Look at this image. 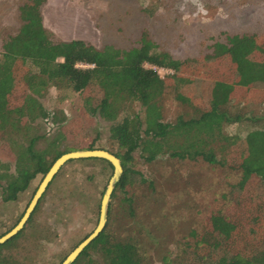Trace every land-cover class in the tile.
Masks as SVG:
<instances>
[{"label":"trees","instance_id":"1","mask_svg":"<svg viewBox=\"0 0 264 264\" xmlns=\"http://www.w3.org/2000/svg\"><path fill=\"white\" fill-rule=\"evenodd\" d=\"M41 3L43 0L22 2L17 7V30L0 39V129L23 121L26 131L23 143L7 144L10 155L7 160L0 159V207L6 210L3 203H14L36 177L40 182L60 155L104 150L97 144L98 134L87 144L61 147L67 140L63 130L66 116L60 111L51 116L40 101L49 88H64L78 97L92 90L96 103L90 97L84 102L89 114L108 123L107 140L115 152L105 151L119 159L123 170L110 200L116 191L125 196L130 187L144 183V178L133 169L135 155L145 163L166 155L236 170L240 177L228 191L231 204L234 202L233 211L210 214L203 233L192 238L191 248L196 259L204 264H264V114L258 119L260 127L242 138L222 133L224 126L241 121L239 115L227 110L229 106L264 105V32L233 34L223 42H214L206 54L177 60L158 51L144 36L138 47L128 49L112 44L95 48L82 40L54 39L43 26ZM158 69L172 73L160 78ZM167 89L174 91L175 100L181 104L191 105L194 99H202L205 109L187 120L178 117L164 122L159 99ZM245 92L250 93L248 103L243 99ZM132 104L138 105L141 115L132 111ZM48 119L55 126L49 139L37 130L30 133L29 128L35 130V122ZM39 143H43L41 148H37ZM217 147L232 148V157H217ZM69 162L103 163L112 170L99 159ZM40 201L41 198L22 230L0 245V264H28V258L15 259L6 250L22 234L38 236L33 217ZM124 201L129 199L125 196ZM238 203L244 204L242 213ZM20 214L21 211L11 215L4 223L7 227L2 235L14 227ZM89 251L96 258L85 259ZM72 264L145 262L133 243L105 233L104 227Z\"/></svg>","mask_w":264,"mask_h":264},{"label":"rangeland","instance_id":"2","mask_svg":"<svg viewBox=\"0 0 264 264\" xmlns=\"http://www.w3.org/2000/svg\"><path fill=\"white\" fill-rule=\"evenodd\" d=\"M24 1L0 0V39L17 30V7ZM39 10L44 28L54 39L82 40L95 48L112 44L128 49L138 47L144 36L158 51L177 60L206 54L214 42H223L233 34L264 32V0H43ZM157 73L163 78L172 72L158 69ZM174 95L167 89L159 99L164 122L178 117L187 120L205 109L202 99L186 105L178 103ZM79 97L64 88H49L40 100L51 116L59 111L66 116L63 130L67 140L61 147L87 144L98 134L97 144L115 152L107 140L108 123L89 114L84 102L90 97L96 103L95 91H86ZM243 99L250 100V93L245 92ZM130 108L141 115L137 104ZM227 110L239 115L241 121L224 126L222 133L242 138L260 127L258 119L264 114V105L240 103ZM49 121L35 122V130L29 128L30 133L37 130L49 139L55 130ZM22 124L23 121L0 129V159L7 160L10 155L7 144L23 143L26 131ZM42 146L39 143L37 148ZM216 149L217 157H232V148ZM133 169L145 181L128 189L125 196L129 202L115 192L109 201L105 233L133 243L145 264H204L194 256L192 238L203 233L210 214L233 211L228 191L238 181L239 172L166 155L151 163L135 155ZM111 174L112 170L103 163H66L47 186L33 217L38 236L22 234L6 253L18 260L28 258V264H60L95 228L100 198ZM38 180L36 177L27 191L8 205L7 214L0 207V227L4 225L0 236L7 227L4 223L22 210ZM239 207L242 213L244 204ZM89 257L96 255L89 251L84 258Z\"/></svg>","mask_w":264,"mask_h":264},{"label":"water","instance_id":"3","mask_svg":"<svg viewBox=\"0 0 264 264\" xmlns=\"http://www.w3.org/2000/svg\"><path fill=\"white\" fill-rule=\"evenodd\" d=\"M86 159H99L106 161L112 168V174L100 198L99 208H98V218L95 228L87 237H85L79 244H77L76 247L60 263V264H72L76 260V258L80 255V253L83 251V249L87 247L104 229L107 220L108 206H109L111 194L115 188V185L121 179L123 173L119 159L105 150L93 149V150L72 151L62 154L57 159H55L54 162L49 167V169L47 170V172L43 175L21 218L18 220V222L13 228H11L4 235L0 236V245L6 243L9 239L14 237L23 228L30 214L32 213L34 207L36 206L39 199L45 192L47 186L53 180V178L55 177L57 172L61 169V167H63L69 161L86 160Z\"/></svg>","mask_w":264,"mask_h":264},{"label":"flooded vegetation","instance_id":"4","mask_svg":"<svg viewBox=\"0 0 264 264\" xmlns=\"http://www.w3.org/2000/svg\"><path fill=\"white\" fill-rule=\"evenodd\" d=\"M37 186L38 185H36V187L35 188H33L31 191H30V193H29V198L27 199V201L25 202V204H24V206H23V208H22V210H21V214H20V216H19V219L21 218V216L23 215V213H24V211H25V209H26V207H27V205H28V203H29V201H30V199H31V197H32V195H33V193H34V191H35V189L37 188ZM27 191V190H26ZM25 191V192H26ZM11 202H9L8 204H6V203H3L4 205H5V207H6V210H5V212H6V214H7V210H8V205L10 204ZM36 206H37V204H36ZM36 206L34 207V209L36 208ZM34 209H33V211H34ZM33 211H32V213L30 214V216H29V218H28V220L26 221V223H25V225L27 224V222L30 220V218H32V216H33ZM18 219V220H19ZM18 222V221H17ZM16 225V224H15ZM14 225V226H15ZM24 227V226H23ZM13 228V227H12ZM22 230V229H21ZM31 237L32 238H35L34 236H32L31 235ZM31 239V238H30ZM31 241H33L32 239H31Z\"/></svg>","mask_w":264,"mask_h":264},{"label":"built area","instance_id":"5","mask_svg":"<svg viewBox=\"0 0 264 264\" xmlns=\"http://www.w3.org/2000/svg\"><path fill=\"white\" fill-rule=\"evenodd\" d=\"M79 67H81V68H88L90 66H88V65H79Z\"/></svg>","mask_w":264,"mask_h":264}]
</instances>
